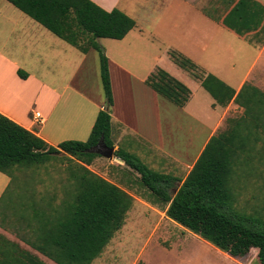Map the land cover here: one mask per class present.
I'll use <instances>...</instances> for the list:
<instances>
[{
	"label": "crops",
	"instance_id": "crops-1",
	"mask_svg": "<svg viewBox=\"0 0 264 264\" xmlns=\"http://www.w3.org/2000/svg\"><path fill=\"white\" fill-rule=\"evenodd\" d=\"M90 1L107 12L119 9L136 21L123 40L97 39L109 61L114 150L135 155L149 169L176 179L169 191L175 197L211 138L245 116V109L235 100L219 105L202 87V79L214 75L236 93L250 85L264 94V11H256L247 1L243 17L236 15L231 21L244 32L239 34L226 27L224 19L241 0ZM252 1L264 8V0ZM179 5L194 6L198 18L195 16L193 28L184 30L181 47L176 48L164 38L176 35L173 30L166 31L164 21L171 8ZM182 10H177L178 19L183 18ZM82 39L85 44L92 41L87 34H82ZM175 48L196 70H186L174 62ZM159 69L191 91L184 106L164 98L148 83ZM100 78L97 50L82 52L9 0H0L1 114L51 146L86 142L99 113L106 109V99L103 102L104 97L93 86ZM259 98L264 104V97ZM36 113L42 115V123L34 119ZM260 116L259 122L247 117L241 128L252 149L244 155L248 165L254 161L256 149L261 153L264 149V112ZM13 181L0 172V264H57L32 246L44 241L40 228L45 221L36 219L37 213L47 210L54 216L55 208L60 207L55 191L44 194L35 188L17 187ZM119 182L112 183L134 197V206L166 215L168 206L144 185L136 188ZM220 254L231 264H245L241 258ZM246 257L260 264L256 251Z\"/></svg>",
	"mask_w": 264,
	"mask_h": 264
},
{
	"label": "trees",
	"instance_id": "trees-1",
	"mask_svg": "<svg viewBox=\"0 0 264 264\" xmlns=\"http://www.w3.org/2000/svg\"><path fill=\"white\" fill-rule=\"evenodd\" d=\"M9 1L82 52L87 53L94 48L100 54L106 109L99 113L88 141H67L51 146L34 132L0 113L1 173L15 181V171L22 168H39L56 160L67 164V181L73 191L64 192L54 216L47 210L37 213L36 219L45 221L40 228L44 241L32 243V246L57 264H93L124 227L135 203L128 192L90 169L101 156L89 150L96 147L102 138L108 148H114L109 61L97 39L123 40L136 27V21L119 9L107 12L90 0ZM247 1L256 11H264L252 0H241L224 19L225 26L239 34L244 32L231 21L236 15L243 17ZM82 34L91 36L92 41L85 44ZM172 57L180 67L196 70L184 56L172 53ZM148 83L178 106H184L190 99L191 91L162 69L150 77ZM201 85L221 106L235 100L245 109V116L234 121L227 131L211 138L175 197L169 191L175 187L176 179L149 169L132 154L117 150L115 156L137 172L143 185L168 206L166 216L174 223L233 258H244L256 251L260 264H264V221L233 210L240 174L249 167L244 155L252 152L241 128L249 117L256 122L262 119L260 113L264 112V104L259 97H264V94L250 85H244L236 93L214 75L203 78ZM246 94L253 98L245 97ZM63 187L66 189L67 185L63 184Z\"/></svg>",
	"mask_w": 264,
	"mask_h": 264
},
{
	"label": "rangeland",
	"instance_id": "rangeland-1",
	"mask_svg": "<svg viewBox=\"0 0 264 264\" xmlns=\"http://www.w3.org/2000/svg\"><path fill=\"white\" fill-rule=\"evenodd\" d=\"M178 8L183 9L182 19L177 17ZM178 8H171L172 11L164 21L166 31L173 30L176 34L173 39L167 35L164 38L176 48L181 47L182 33L185 29L194 27V18L198 15L194 6L179 5ZM215 17L217 18V13ZM176 48L172 53L183 56ZM103 52L105 53L104 48ZM93 86L94 91L101 94L105 102L101 78L99 81L95 79ZM111 109L112 107L110 114ZM256 151L253 152L255 156L249 165L250 168L243 169L240 174L241 182L235 189L237 198L233 210L264 221V149L263 153L260 149ZM116 158L101 156L94 161L90 169L112 182L120 183L119 180H122L136 188L143 185L141 178H137L139 174ZM66 166V163L56 160L39 168H22L15 171L14 183L17 187L35 188L44 194H49L53 189L58 198L57 202L61 204L64 192L73 191L68 185ZM137 180L140 183H137ZM63 184L67 185L66 189ZM220 253L223 252L168 219L165 213L134 206L127 215L124 227L116 233L103 254L93 264H135L138 261L140 264H231ZM240 261L245 264H258L251 257L241 258Z\"/></svg>",
	"mask_w": 264,
	"mask_h": 264
},
{
	"label": "water",
	"instance_id": "water-1",
	"mask_svg": "<svg viewBox=\"0 0 264 264\" xmlns=\"http://www.w3.org/2000/svg\"><path fill=\"white\" fill-rule=\"evenodd\" d=\"M89 152L98 154L100 156H104L108 159L116 158L114 148H108V146L105 144L104 138L101 139L100 143L96 147L89 150ZM116 159L124 163L120 158H116Z\"/></svg>",
	"mask_w": 264,
	"mask_h": 264
},
{
	"label": "built area",
	"instance_id": "built-area-1",
	"mask_svg": "<svg viewBox=\"0 0 264 264\" xmlns=\"http://www.w3.org/2000/svg\"><path fill=\"white\" fill-rule=\"evenodd\" d=\"M34 119L38 122V123H42L43 122V118L42 115L40 113H36L34 115Z\"/></svg>",
	"mask_w": 264,
	"mask_h": 264
}]
</instances>
